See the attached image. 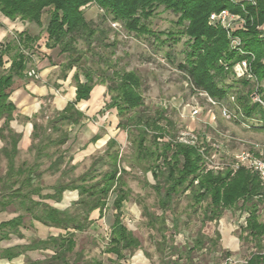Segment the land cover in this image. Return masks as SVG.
Here are the masks:
<instances>
[{
  "label": "rangeland",
  "instance_id": "rangeland-1",
  "mask_svg": "<svg viewBox=\"0 0 264 264\" xmlns=\"http://www.w3.org/2000/svg\"><path fill=\"white\" fill-rule=\"evenodd\" d=\"M82 11L85 19L95 23L102 32L90 45L80 38L73 43L80 49L81 56L78 58V64L70 69L64 68L69 58L67 52L60 53L58 46L46 45L45 28L49 17L47 9L42 12L40 25L20 21L22 29H26L31 36H38L37 40L23 50L30 57L25 72L34 70L36 73V76H29L26 72L25 80L46 86L48 93L40 98L39 107L29 119L17 116L10 122L11 129L21 134L14 156V167L23 164L37 165L32 183L39 185L41 193L44 194L51 191L48 186L56 183L89 184L101 180L102 175L111 167L109 153L117 149L120 167L124 169L121 173L122 186L128 193L121 206V220L137 237L140 246L131 253L126 252L121 259L105 251L110 225L116 211L112 205L115 197V192L112 191L102 214L100 215L97 209L93 210L89 214V226L75 232L74 250L68 253L70 260L80 253L82 259L97 258L102 264H245L252 253H264V240L263 247L260 248L250 236L247 238V231H244L250 213L243 208L242 200L231 209L224 210L219 217L210 220L204 216L207 200L195 203L188 188L174 194L169 207L162 209L153 188L155 180L149 170L144 172V166L151 164V160L138 156L136 150L138 129L142 123L138 119L155 117L157 111L164 110V118H160L159 123L174 137L165 134L163 137H157L156 141L161 143L172 137L178 142L194 147L201 157L200 171L218 172L229 168L233 174L235 169L230 164L234 162V155L239 150L251 148L252 143L264 144V128L258 125V111L251 118L244 120L240 117L237 121L224 118L221 107L228 106L233 110L236 105H240L230 99L232 93L237 96L245 95L250 99L251 84L234 77L231 67L225 69L220 59L218 64L225 73L215 79L219 86L227 90L226 99L217 104L210 103L200 94V89L193 86L187 70L182 68L185 64V52L189 49V37L183 33L184 26L177 24V16L162 5L157 6L150 16L141 18V22L150 30L147 33L128 31L121 21L112 20L109 14L94 3L83 6ZM13 35L18 36L16 32ZM6 66L7 64L3 65L0 73ZM84 67L92 71L93 81L105 88L102 105L104 108L111 101V97L119 92L108 91V85L119 83L121 76L129 72L139 79L135 91L141 95V104L125 110L122 114L117 113L114 107L106 108L102 112L89 115L88 120L83 118L80 125H63L61 129L52 131L47 121L57 113L65 100H73V97H70L75 87L73 75L78 69L79 79L84 81V76L80 73ZM262 86L264 87V81ZM88 104L91 105L87 100L85 105ZM76 105L81 108L82 101ZM192 107H197L199 113L193 115ZM82 110L88 113L87 109ZM168 121L172 124L169 125ZM1 123L2 120L0 125ZM33 123H36L37 128L31 127ZM89 123L99 125L97 132L103 138H114L116 144L107 151V144L89 141L92 137L86 129ZM61 130L68 133L64 144H48L43 147L47 142L46 136L56 138ZM34 132H37L38 136H35ZM153 133L148 130L144 142L145 145L150 144L151 149L155 148L152 143ZM39 138H42L41 145H38ZM206 139H209V142ZM3 142L8 145V139ZM216 145L220 148L217 149ZM39 146L41 148L38 150ZM262 150L264 151V147ZM60 153L64 156L62 163L57 170H50L48 165ZM6 169L7 158L0 152L1 176L5 175ZM82 176L85 177L84 180H81ZM162 180L160 178L161 183ZM6 191L8 192V189ZM31 196L38 198L34 194ZM65 196L67 198L61 205L73 212L75 207L72 203L78 198L77 194L71 191L69 194L66 192ZM44 202L52 201L45 199ZM253 202L256 203L257 219L264 223V198L254 197ZM26 203L28 204V201ZM20 206L19 200L16 199L9 208ZM41 208L42 206H36L34 211L40 212ZM22 212L27 227L24 232L33 231L28 224L30 216L25 209ZM196 237L201 238L202 245L190 251ZM31 240L27 238L25 241L29 243ZM5 243L3 242V245ZM51 252L46 249L26 251L24 256L21 255L20 261L27 264L28 260L43 259L51 255Z\"/></svg>",
  "mask_w": 264,
  "mask_h": 264
},
{
  "label": "trees",
  "instance_id": "trees-1",
  "mask_svg": "<svg viewBox=\"0 0 264 264\" xmlns=\"http://www.w3.org/2000/svg\"><path fill=\"white\" fill-rule=\"evenodd\" d=\"M88 3H94L105 13L111 16L112 20L121 21L128 31L138 33L150 32L149 28L141 22V18H146L153 13V10L162 5L164 9L170 10L177 16V24L183 25V33L189 37V49L185 52V64L182 68L187 70L190 81L194 87L205 90L211 97L217 100L226 99L227 90L219 86L215 77L223 75L225 71L218 64L220 59L235 61L243 57L229 49L226 33L219 25L208 23L210 12L221 8H228L237 11L238 8L228 0H0V12L10 19L19 18L22 21L41 24V15L44 9L48 10V22L46 25L47 42L49 47L58 46L59 52H67L69 56L65 69H70L78 64L81 56L80 49L73 43L77 39H82L88 45L93 39L99 38L102 30L91 21H87L83 15L82 7ZM246 8L248 28L246 31L237 30L235 33L240 36L243 48L251 51L254 59L251 62V71L259 81L264 80V38L259 36L260 30L257 25L264 23V0H255V5L247 4ZM170 34V32H169ZM18 36L5 44L0 53V70L3 69V55H9L11 63L7 69L0 73V139H8V145H4L0 152L7 158V169L5 175L0 176V210L6 208L14 198H19V204L31 214L33 218L45 225L55 226L65 229L64 234L48 236L45 239H32L25 245H17L2 249L0 257L7 260L36 248H51L53 253L43 259L28 260L27 264H102V261L93 259H82L80 253L70 260L68 253L73 252L75 246L74 234L76 231L86 229L91 223L89 214L97 209L102 214V210L107 204L109 193L114 191L115 197L112 205L115 208L113 221L110 225L109 241L105 246V251L112 253L117 259L124 257L126 252H132L140 246L139 240L133 235L121 220V206L127 199V190L123 188L121 173L124 171L120 167L119 151L116 149L109 153L111 167L106 171L101 180L89 184L84 182L56 183L53 186L54 192L41 195L40 187L33 185L32 176L37 165L23 164L14 167V156L17 152V143L21 134L14 132L10 127V122L15 119V105L9 100L13 77L22 78L25 76L27 62L30 59L23 50L38 39V36H31L25 30L18 32ZM13 51V53H11ZM84 76V81L79 79L78 69L73 78L75 80L74 99L67 101L64 107L48 119V127L52 131L59 130L63 125L78 124L83 118H87L82 111L76 108V104L81 100L89 98V93L97 83L93 81V73L90 69L83 68L80 71ZM139 79L133 73H125L121 76L119 83L108 85V91L119 90L111 97V101L106 104V108H116L117 113L122 114L125 110L138 107L141 104V95L136 93ZM244 81V80H243ZM264 98V87H261ZM247 96L238 95L236 102L240 105L241 114L247 118L258 111L259 119L264 121V111L254 103L248 101ZM248 101V102H247ZM243 104V105H242ZM164 110L157 111L155 117H140L142 121L139 125V134L136 141L137 154L151 164L144 166V172H151L155 180L154 190L158 195V202L162 209L169 207V203L174 194L185 189H190V196L195 203L207 200L204 209V216L207 219L219 217L226 209L234 207L239 200L242 206L249 211L246 219L247 238L250 236L258 247H263L264 223L257 219L256 203L254 197L264 198V181L260 176L245 167H238L232 174L231 169L223 171H200V155L192 146L185 145L172 138L174 135L163 128L159 123L163 117ZM171 125L172 122L168 121ZM33 128H37L33 123ZM148 130L154 133L152 143L155 148L151 149L150 144L145 145V135ZM5 131L7 133H5ZM169 135L170 139L159 143L157 137ZM38 136L37 132H34ZM41 137V136H40ZM68 139L66 130L56 138L46 136V143L60 145ZM98 139L94 135L92 140ZM41 145L42 138H39L38 145ZM116 144L114 138L107 141V148ZM41 146L38 147V150ZM63 154L57 155L48 165V168L55 171L63 161ZM162 178V183L160 181ZM85 177L82 176L81 180ZM195 180L197 181L195 183ZM18 184L17 186H14ZM25 188V189H24ZM8 189V193H5ZM24 189V190H23ZM77 190L78 198L72 203L75 210L57 209L40 200H34L31 195L37 194L39 198H50L60 200L64 190ZM163 191V194H161ZM28 201V204L26 203ZM36 206H42L40 212H35ZM164 218H161L163 223ZM22 223V215H18L10 220L0 222V240L8 238L9 233H17L18 226ZM202 245L200 237L193 241L190 251ZM245 264H264V253L254 252L246 260Z\"/></svg>",
  "mask_w": 264,
  "mask_h": 264
},
{
  "label": "crops",
  "instance_id": "crops-1",
  "mask_svg": "<svg viewBox=\"0 0 264 264\" xmlns=\"http://www.w3.org/2000/svg\"><path fill=\"white\" fill-rule=\"evenodd\" d=\"M20 21L22 22V20H19V18H15L12 20L0 12V53H1V50L5 47V44L13 39V36H14L13 33L14 32L18 33V32H21L23 30H26V29H22L20 27V26H22V23ZM3 59H4V65L7 64V66L5 67L7 69L11 63V59H10L9 55H7V54L3 55ZM75 89H76V86L74 87V89L71 93V96H70V97H73V99H74V95H75ZM47 93H48V89L46 88V86L42 87L41 85H36V83L34 81H31V80L26 81L25 76L22 78L14 76L13 77V83L11 85L9 100L15 105V111H16V113L14 111L15 119L17 118V116L18 117L24 116L27 119H29V116H31V114H35V111L39 107L40 98L44 97V95H46ZM104 94H105L104 86L102 84H96L92 88V90L90 91L89 98L86 100H81L82 101V107L81 108L87 109L88 113H85L81 108L77 107V105H76V108L79 109L80 111H82L83 114L87 116L86 120H88L89 115H93V114H95V112L96 113L102 112V110L106 109L102 106V105H104ZM71 100H72L71 98L65 100L59 110H61L64 107V105L67 101H71ZM87 100L91 103V105H89V104L85 105V104H87ZM92 122L94 123L95 121H92ZM83 123H84V121L81 122V124H83ZM70 125H80V124L78 123V124H70ZM87 126L88 127L86 129L88 130L90 135L92 134V137L90 138L89 141H93L92 140L93 136L97 135L98 139L95 141H98L99 144H103V143L107 144V141L110 138H107V137L103 138L97 132L98 129L100 128L99 125L94 126V125H92V123H89ZM31 127L33 128V124H31ZM16 133H19V132H16ZM4 145H6V144L3 142V139H0V149ZM0 176H1V174H0ZM31 176H32V181H33L34 180L33 174H31ZM37 186H39V185H37ZM53 186H50V187L48 186V189L51 191H48L44 194L53 193L54 192ZM41 190L42 189H40V193H41ZM71 191H75V195L77 194V197H78L77 190H68V189L63 191L61 199L58 201L54 200V199H50V198H39L38 197L35 199V197H32V196L31 197L34 198V200H40L42 202H44L45 199H49L52 202H50V203L47 202V204H49L52 207H55L57 209L63 210V209H66L67 207L64 205H61L62 204L61 202H63L64 200H66L65 198H67L65 196V193L68 192V194H69ZM5 193H8V192L6 191ZM44 194L41 193V195H44ZM34 195H37V194H34ZM16 199L19 200V198H14L12 200V202L6 206L5 209L0 210V222L10 220L14 217H17L18 215H22V223H21V225L18 226V232L21 235H18L17 233H9L8 238L0 240L1 241L0 244L2 243L1 244V246H2L1 250L8 248V247H12V246L25 245L28 243L25 241L27 238L28 239H45L48 236H56L58 234H64L65 233V229L55 227V226L45 225L42 222H40L39 220L33 218V216L27 212L26 213L30 216L29 217L30 219L28 220V224H30L29 228L32 229L33 231L27 230L28 233L24 232L25 228H27L26 222H25V215L22 212L24 209H22V206H20L18 208L14 207L12 209L9 208L11 204H14ZM3 242H6V243L3 245ZM37 250L43 251L44 249L36 248V249H31V250H26V251L34 252ZM46 250H51L52 251L51 254L53 253V250L51 248H46ZM26 251L19 254L18 256L13 257L10 260H7L6 258L0 257V264H22V262L20 261L21 255L24 256V253H26Z\"/></svg>",
  "mask_w": 264,
  "mask_h": 264
},
{
  "label": "built area",
  "instance_id": "built-area-1",
  "mask_svg": "<svg viewBox=\"0 0 264 264\" xmlns=\"http://www.w3.org/2000/svg\"><path fill=\"white\" fill-rule=\"evenodd\" d=\"M232 5L238 8L237 11H231L228 8H221L219 10H214L210 12L208 16V23L211 25H219L223 28L226 33L228 40L229 49L237 54L243 55L242 58L235 61H226L221 59L220 62L225 69L231 67L232 74L238 79H243L249 82V98L250 102L257 104L264 111V98L261 92L262 81H259L257 77L251 71V62L254 59V55L251 51L245 50L243 48V43L239 35L235 32L237 30L246 31L248 28L247 16L249 15L246 8L247 4L255 5V0H228ZM264 23L257 25L256 28L260 30L259 36L264 38ZM29 76H36L34 70L27 71ZM199 89V88H198ZM200 94L205 96V98L212 104H217L221 100H217L211 97L205 90L200 89ZM230 99L236 103V97L234 93L230 96ZM199 109L197 107H192V114H198ZM221 114L226 119H234L239 121L240 117L248 119L241 114V109L236 105L235 109H231L228 106L221 107ZM258 120V125L264 128V121ZM209 142V139H206ZM214 144V143H211ZM217 149L220 148L218 145ZM264 144L252 143L251 148H245L239 150L234 155V162L230 166L237 169L240 166L247 167L248 169L256 172L262 180H264V151L262 150Z\"/></svg>",
  "mask_w": 264,
  "mask_h": 264
}]
</instances>
